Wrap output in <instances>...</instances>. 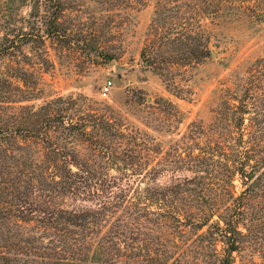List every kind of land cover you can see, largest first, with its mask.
Wrapping results in <instances>:
<instances>
[{
  "label": "rangeland",
  "instance_id": "1",
  "mask_svg": "<svg viewBox=\"0 0 264 264\" xmlns=\"http://www.w3.org/2000/svg\"><path fill=\"white\" fill-rule=\"evenodd\" d=\"M3 48L0 264H264V0H0Z\"/></svg>",
  "mask_w": 264,
  "mask_h": 264
},
{
  "label": "trees",
  "instance_id": "2",
  "mask_svg": "<svg viewBox=\"0 0 264 264\" xmlns=\"http://www.w3.org/2000/svg\"><path fill=\"white\" fill-rule=\"evenodd\" d=\"M35 1H39V0H35ZM47 1H51V0H47ZM49 28L51 29V33H56L55 30H53L50 26H49ZM48 33H50V31L47 32V34ZM20 36H19L20 37L19 39H24L25 37H30L29 34H25V33L20 34ZM6 52H7V49L6 50H5V48L0 49V54L1 55H3ZM230 236L228 238H226L227 239L226 243H227L228 247L225 250V252H226L227 255L224 257V259H222V261H221L222 264H231V261H230L231 260V255H232L233 252H235L237 250L236 241L234 239H232Z\"/></svg>",
  "mask_w": 264,
  "mask_h": 264
},
{
  "label": "built area",
  "instance_id": "3",
  "mask_svg": "<svg viewBox=\"0 0 264 264\" xmlns=\"http://www.w3.org/2000/svg\"><path fill=\"white\" fill-rule=\"evenodd\" d=\"M111 89V82H107L106 84H104V86L101 89V95L102 96H106Z\"/></svg>",
  "mask_w": 264,
  "mask_h": 264
}]
</instances>
